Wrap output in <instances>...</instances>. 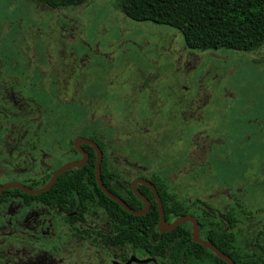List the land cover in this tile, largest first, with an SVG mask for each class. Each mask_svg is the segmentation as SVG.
I'll use <instances>...</instances> for the list:
<instances>
[{"label":"rangeland","instance_id":"374dc122","mask_svg":"<svg viewBox=\"0 0 264 264\" xmlns=\"http://www.w3.org/2000/svg\"><path fill=\"white\" fill-rule=\"evenodd\" d=\"M0 34L14 54L9 66L28 72L41 68L45 85L39 86L55 92L48 75L57 60L70 64L89 83V92L100 94L103 104L93 116L103 121L104 130L113 129L115 148L108 156L116 172L125 175L122 185H128L129 176L165 178L182 159L183 184L171 187L182 203L198 207V198L223 203V191L239 188L252 198V208L264 207V46L248 53L189 49L178 30L131 20L114 0L62 9L35 0H0ZM75 81L62 83L58 97H52L59 103L71 100ZM27 89L39 91L37 83ZM53 108L60 111L58 105ZM11 180L21 178L0 176V184ZM252 213L244 241L254 244L248 248L253 256L264 258V211ZM66 218L17 202L0 209V261L111 264L123 262L114 255L127 259L133 253L110 241L112 223L95 204L86 205L82 223Z\"/></svg>","mask_w":264,"mask_h":264},{"label":"trees","instance_id":"16d2710c","mask_svg":"<svg viewBox=\"0 0 264 264\" xmlns=\"http://www.w3.org/2000/svg\"><path fill=\"white\" fill-rule=\"evenodd\" d=\"M52 9L80 6L87 0H35ZM118 10L127 18L143 22L149 21L178 30L189 49L205 51L220 48L240 52H253L264 46V0H114ZM96 99L89 98L87 103L88 137L94 141L103 158L100 175L104 186L112 194L122 199L131 209L141 210L143 203L130 190L122 188L121 182L112 171L107 158L109 146L98 138L95 118ZM88 128V129H89ZM92 130V131H91ZM92 132V133H90ZM108 134L104 132L103 135ZM111 139V137H108ZM89 161L82 168L64 172L47 192L31 196L19 189L4 191L0 203L11 199L21 200L24 204L37 202L50 210L60 208L72 213V220L82 221L87 204H95L102 209L112 223L110 241L122 247H130L133 252L147 258L157 259L163 264H225L214 253L194 243L191 227L179 225L176 229L161 233L158 228L159 215L151 191L138 185V191L151 203L149 211L141 216H133L116 202L107 198L95 180L96 155L89 146L85 147ZM128 180L130 182L133 177ZM161 200L165 220L171 221L182 215H194L199 223V236L211 242L223 254L229 256L234 264H256L257 260L248 257L230 230L223 231L215 223L208 222V211L198 215L192 205L180 202L168 191L161 181L152 178ZM1 186V184H0ZM264 263V260H261ZM0 264H3L0 261Z\"/></svg>","mask_w":264,"mask_h":264},{"label":"flooded vegetation","instance_id":"af4514ba","mask_svg":"<svg viewBox=\"0 0 264 264\" xmlns=\"http://www.w3.org/2000/svg\"><path fill=\"white\" fill-rule=\"evenodd\" d=\"M5 43L6 40L0 34V164L4 165L3 169L0 171V176L2 174L18 175L21 178V180L19 181L11 180L9 182H17L29 189L37 190L43 188L48 183V181L55 173V171L62 165L74 161L83 160L84 158L83 154L87 155V160L84 165L76 168H82L88 163L89 155L85 147L86 146L91 147V146L81 141H78V146L76 148L74 143L75 140L77 139L91 140L88 137L89 134L88 128L90 126H88L87 103L89 97L92 96L91 98L96 99V109L98 108L99 103L103 104V102L99 100L101 99L100 94H98L97 92H89L88 90L89 83L87 81H84L82 79L83 78L82 76L78 78V76L75 75L76 73L73 71L70 64L59 63L57 60L55 61L56 64L54 68L55 70L49 72L48 76L50 77V81L48 83L51 85V87L53 85L56 86L54 90L56 89L58 90V92H56L55 90V92L52 93L48 91L45 86H39V84L45 85L44 78H42L41 68L35 67L33 70L28 72L27 68L24 66L18 67L17 65L14 64L13 67L9 66L10 64L9 61H12L11 58L13 57L11 55L14 54L11 51L9 52L6 50ZM43 51L45 52L46 55L48 54L47 50H43ZM17 71H19L18 75L16 74ZM28 73L38 76L35 78L36 82L30 81L32 75H27ZM59 75H61V78H59ZM71 80H76L75 83L78 84L76 86L75 96L67 102L64 101L63 103H59L58 100L60 99L57 100L56 98H53L52 95L58 97V93L60 90L59 86L64 87L65 84H68L69 81ZM29 83H37L39 91L37 92L35 90H29L26 93L25 91L28 90L27 84ZM62 83L64 84V86ZM23 92L26 93L27 95L24 94ZM54 105H58L60 111H55V108H53ZM102 114L104 115V113ZM99 122H100L98 124L99 126L96 127L98 132L97 134L99 135L98 138L102 140L104 144H107L109 146V149L107 151V158L111 164L112 171L117 179L124 178L125 175H122L121 172L120 173L116 172L118 170L108 156L109 151L115 148V142H112V138L111 139L108 138L111 137L110 131H112L113 129L109 128L108 130H104L103 121L99 119ZM104 132H107L108 134H106L105 136V134L103 135ZM4 150H6V152H4ZM99 150L101 151L100 148ZM93 151L95 152L94 149ZM45 153H48V155H46ZM101 153L103 158V152L101 151ZM179 161H180L178 165L179 167L174 172L168 174L165 178L164 177L159 178L155 175H148V177L145 178L142 177L136 179L133 178L128 183L127 186L122 185V183L121 186L124 189L129 186L131 190V184L135 180L143 179L150 182L152 178H156L159 181H161L160 183L162 186H165L166 189L171 192V187H174L175 184L178 187H180L183 184V175L182 176L180 175L181 174L180 167L182 166L183 161L182 159H180ZM135 162H133L132 164L133 166H135ZM150 165H152V163ZM76 168H72V169H76ZM132 170L133 169L129 171L132 172ZM6 183H2L1 186H3ZM138 185L141 184H137V186ZM147 188L151 191L149 187ZM13 189H17V188H13ZM230 190L232 191L231 193L225 194L226 192L229 191V190H225L223 191V197H219V198H223L222 199L224 201L223 203L214 204V201H212L211 199L209 200L203 199L204 201H202V199L198 198L199 200L197 199L196 202L200 204L201 207L200 206L195 207L194 202L186 203V205H192V208L195 211V213L200 216L203 215V211L205 210L208 211L211 215L209 217L210 220L208 222L209 224L215 226L214 224L216 223L217 226H219L223 231L230 230L231 228L232 233L234 234V236L236 237L237 241L241 246V250L244 253H247L249 258L257 260L256 264H258L259 262H261V264H264L261 261L264 260V258L255 257L253 256L254 253L248 251V248L253 247L254 244L250 241L249 242L244 241V233H243V228L246 225L247 217L253 216L254 214L252 213L253 210H256L257 213L264 211V207H259L256 209L252 208V202H251L252 198H250L249 194L245 192V190H240L239 188H235L233 190L230 189ZM210 198H212V196ZM15 202L20 203V205L25 209H29L31 207H40L41 209H45L52 214L54 213L58 215L60 218L63 217L64 220L67 219L66 217H69L68 222L70 224L74 222V220L71 219L72 213H66L64 210L60 208H57L56 210L52 211L46 206H43L42 204L37 202L24 204L21 200L11 199L8 202L0 203V209L7 208L12 204H14ZM143 208H144V204H143ZM187 215H191V214H187ZM191 216L197 220V218L194 215ZM175 219L172 220L174 221ZM173 221H166V222L171 223ZM76 222L77 221L75 220V223ZM82 222L83 219L81 223ZM260 223L264 224V221H261ZM186 224L191 225V233H192V224L191 223H186ZM200 239L203 240L202 238ZM113 244L116 247L120 248V250H124V253L127 252L126 250L127 248L130 249V247H122L116 242H114ZM132 254L127 259L122 258L118 254H116L114 255V258L120 260L122 259L123 262L112 261L111 264H133V263L146 264L148 262L154 264L157 263L155 262L157 259L147 258L143 255H142L143 259H138ZM227 257L231 259L229 256ZM140 261H146V262H140ZM223 262L225 263V261ZM159 264H163V263L159 261Z\"/></svg>","mask_w":264,"mask_h":264},{"label":"water","instance_id":"95a60500","mask_svg":"<svg viewBox=\"0 0 264 264\" xmlns=\"http://www.w3.org/2000/svg\"><path fill=\"white\" fill-rule=\"evenodd\" d=\"M78 141H81L85 144L90 145L95 150V153H96L95 180H96V183H97L99 189L107 198H109L111 201L116 202L121 208L126 210L129 214L134 215V216H141V215H144L148 212V210L150 208V202L137 190V184H141V185L149 187L153 193L154 199H155L156 204H157L158 215H159L158 228H159L161 233L170 232V231L176 229L179 225H181L183 223H191L192 224L191 238H192L193 242L198 243L201 246L209 249L219 259H222L223 261H225L226 264H233L231 259H229L227 256H225L222 252H220L212 243L203 241L199 238V234H198L199 233V226H198L197 220L194 217H192L191 215L180 216V217L176 218L171 223L166 222L162 203L160 201L159 195H158L155 187L150 182L143 180V179H140V180L133 181L131 184V190H132L133 194L137 198H139L144 204V208L141 211H135V210L131 209L122 199H120L119 197H117L116 195H114L110 191H108L107 188L104 186V184L101 180V175H100V163L102 160L101 151L99 150L98 146L94 142H92L91 140H87V139L75 140L74 145L76 148L78 146ZM83 155H84L83 160L66 163V164L62 165L61 167H59L55 171V173L52 175V177L50 178L48 183L41 189L33 190V189H29V188L23 186L20 183L9 182V183H6L0 187V195L4 191L9 190V189H13V188L20 189L22 192H24L27 195H31V196L41 195V194L47 192L53 186V184L55 183L57 178L62 173H64L65 171H68L72 168L81 167L82 165H84L86 160H87V155L86 154H83ZM140 262H146V261H140Z\"/></svg>","mask_w":264,"mask_h":264}]
</instances>
